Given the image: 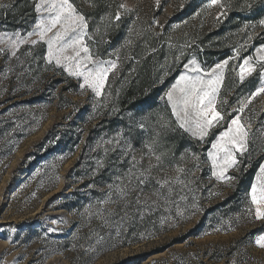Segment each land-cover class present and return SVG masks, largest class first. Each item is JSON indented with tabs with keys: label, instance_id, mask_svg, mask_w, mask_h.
Returning <instances> with one entry per match:
<instances>
[{
	"label": "rangeland",
	"instance_id": "obj_1",
	"mask_svg": "<svg viewBox=\"0 0 264 264\" xmlns=\"http://www.w3.org/2000/svg\"><path fill=\"white\" fill-rule=\"evenodd\" d=\"M17 1L0 0V15L12 10ZM71 2L91 17L88 31L95 42H87L93 53L104 60H116L118 66L96 96L90 88H80L82 77L70 76L54 62L48 64L43 59L44 68H40L46 46L21 45L19 60L0 55V264H230L237 251L246 253L237 259L259 264L264 251L246 237L261 224L244 210L249 206L246 192L255 182L258 165L264 163V133L258 131L264 121V95L242 114L250 133L258 139L250 142V162L243 158L239 172L229 170L237 176L232 182L216 180L207 157L220 128L202 145L190 141L186 134L170 135L169 147L177 159L186 148L200 154V167L193 171L195 191L188 193V201L180 202L184 209L194 195L197 209L188 207L183 217L163 225L157 213L150 220L138 221L120 238L114 228L102 229L99 219L90 217L85 209L96 205L117 168L125 167L119 161V149L113 151L116 145L108 142L120 132L126 137L137 136L133 144L139 149L141 132L145 141L149 137L152 121H147V131L140 130L134 127L130 114L139 121L166 113L159 97L188 71L184 64L191 59L211 68L239 48L240 57L252 56L255 61L256 49L264 45V27L258 24L264 10L259 5L252 12L233 7L217 22L221 9L214 6L201 11L207 0H160L159 6L156 0H95L96 8L85 0ZM121 3L131 11L121 9V20L109 22L106 13L114 17ZM243 3L233 0L234 5ZM36 16L13 25L0 18V33L30 30ZM101 16H105L103 21ZM245 24L249 25L246 29ZM246 33L253 39L246 40ZM241 62L239 58L230 60L225 70L218 97L222 112H232L238 107L236 97L254 90L253 84L258 83L255 75L244 84L238 82L239 70L233 68ZM9 68L12 70L7 71ZM142 73L155 78L152 87L159 89L156 103L150 102L152 90L148 88L146 97L123 109L119 102L122 88ZM193 163L188 159L186 166ZM97 233L105 236L103 245L96 244ZM90 245L97 251H87Z\"/></svg>",
	"mask_w": 264,
	"mask_h": 264
},
{
	"label": "snow or ice",
	"instance_id": "obj_2",
	"mask_svg": "<svg viewBox=\"0 0 264 264\" xmlns=\"http://www.w3.org/2000/svg\"><path fill=\"white\" fill-rule=\"evenodd\" d=\"M85 3L92 8L98 7L95 0H85ZM156 4L159 6L160 0H156ZM258 5L264 10V0H244V3L239 5H234L233 0H207L201 11L214 6L221 9L216 17L217 22H220V18L226 17L233 7H238L242 12H252ZM121 9L125 13L131 11L126 4L121 3L117 6L114 17L112 13H106L109 22L113 18L115 21L121 20ZM33 11L37 16L34 24L30 25V30L0 33V44L4 45L0 47V55L16 57L19 60L17 52L21 45L46 46V55L43 59L48 64L54 62L55 65L62 66V70L70 76L82 77L83 83L80 84V88H90L96 96H100L109 73L117 69L118 65L116 60H104L93 53L87 42L93 41V35L88 31L91 17L83 13L71 0H33ZM104 19L105 16L100 17L101 21ZM154 23L158 22L154 20ZM258 24L264 27V18L259 19ZM248 27L249 25L245 24L244 28ZM131 31L132 29H129V32ZM252 39L253 37L246 33V40ZM185 47H190V44H186ZM256 51L258 56L253 61L252 56L240 57V49L236 48L233 56L211 68H204L196 59H191L184 64L188 71L179 75L175 83L159 97L168 109L166 113H155L139 121H135L130 114L134 127L147 131V121L151 120L152 129L146 141L143 139V132L139 135L141 144L139 149L133 144V141L138 139L137 136L126 137L120 132L116 138L108 142L116 145L113 151L119 149V161L125 167L117 168L112 183L107 185V190L97 200L96 205H90L85 209L90 217L99 219L102 229L114 228L115 236L120 238L126 230L134 229L138 221L150 220L157 213L160 214V224L163 225L174 218L183 217L188 207L198 208L194 195L192 201L185 205L184 209L181 208L180 202L188 201V193L195 191L193 185L196 183V177L193 171L200 167V154L186 148L177 159L176 153L169 147L170 135L177 132L186 134L190 141L202 145L213 134V130L220 128L211 141V150L207 153L211 161L212 176L218 181L232 182L237 179L236 175L229 174V170L239 172L243 158L250 162V142L258 139L255 133H250V125L243 122L242 115L257 97L264 95V45L258 47ZM28 55H31L30 50ZM183 55L181 51L180 56ZM179 58L176 57V60L179 61ZM238 58L242 62L233 68L239 70L238 82L244 84L248 78L255 75L258 83L253 84L254 90L236 97L238 107L232 112H222L218 108V97L223 86L225 70L230 60ZM27 70L30 69L25 71ZM167 74L165 69V75ZM159 82L164 83L163 77ZM131 130L130 127L129 132ZM258 131L264 133V121L261 122ZM188 159L194 162L192 167L186 166ZM246 196L249 199V206L244 210L245 213L261 224V227L250 233L246 239L264 251V163L258 165L255 182L250 184ZM153 225L155 226V221ZM11 231L15 232L16 229L12 228ZM96 235V244L103 245L106 242L105 236L98 233ZM108 238L111 239V233ZM140 238H145L143 233L140 234ZM87 251L95 252L97 249L90 245ZM244 255L246 253L240 251L236 253V257ZM236 257H233L230 264H248V259ZM259 264H264V259Z\"/></svg>",
	"mask_w": 264,
	"mask_h": 264
},
{
	"label": "trees",
	"instance_id": "obj_3",
	"mask_svg": "<svg viewBox=\"0 0 264 264\" xmlns=\"http://www.w3.org/2000/svg\"><path fill=\"white\" fill-rule=\"evenodd\" d=\"M36 13L33 11V1L32 0H18L15 2L12 10H5L1 13L0 18L9 22L10 24L24 23L27 17L35 16ZM24 19V20H23ZM44 60L41 57L39 62V67L44 68ZM64 76L65 73L62 72ZM155 81L154 76L146 73L140 74L137 80L128 84L122 88L119 94V102L123 109L132 107L131 102L137 101L139 98L146 97V91L151 88V95L149 96L150 102L155 104L157 101L159 89H153V82ZM256 166L251 169L249 176H252L256 171Z\"/></svg>",
	"mask_w": 264,
	"mask_h": 264
}]
</instances>
